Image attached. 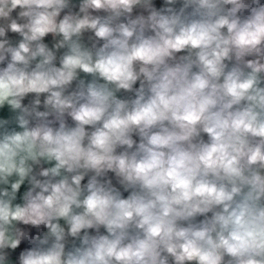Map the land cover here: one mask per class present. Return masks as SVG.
I'll return each mask as SVG.
<instances>
[{
  "label": "clouds",
  "instance_id": "1",
  "mask_svg": "<svg viewBox=\"0 0 264 264\" xmlns=\"http://www.w3.org/2000/svg\"><path fill=\"white\" fill-rule=\"evenodd\" d=\"M0 264H264V0H0Z\"/></svg>",
  "mask_w": 264,
  "mask_h": 264
}]
</instances>
